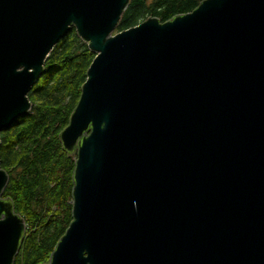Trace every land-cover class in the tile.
<instances>
[{
    "label": "water",
    "instance_id": "water-1",
    "mask_svg": "<svg viewBox=\"0 0 264 264\" xmlns=\"http://www.w3.org/2000/svg\"><path fill=\"white\" fill-rule=\"evenodd\" d=\"M129 4L0 0V133L72 29L95 55L59 135L72 220L48 264H264V0L117 32ZM8 183L0 165V264L27 231Z\"/></svg>",
    "mask_w": 264,
    "mask_h": 264
},
{
    "label": "trees",
    "instance_id": "trees-1",
    "mask_svg": "<svg viewBox=\"0 0 264 264\" xmlns=\"http://www.w3.org/2000/svg\"><path fill=\"white\" fill-rule=\"evenodd\" d=\"M204 0H130L117 32L156 17L161 22L192 12ZM95 55L72 29L53 48L28 94L31 111L0 133V165L9 175L3 198L27 225L14 264H48L72 220L75 158L59 135L68 125Z\"/></svg>",
    "mask_w": 264,
    "mask_h": 264
},
{
    "label": "rangeland",
    "instance_id": "rangeland-1",
    "mask_svg": "<svg viewBox=\"0 0 264 264\" xmlns=\"http://www.w3.org/2000/svg\"><path fill=\"white\" fill-rule=\"evenodd\" d=\"M49 263V262H48Z\"/></svg>",
    "mask_w": 264,
    "mask_h": 264
}]
</instances>
